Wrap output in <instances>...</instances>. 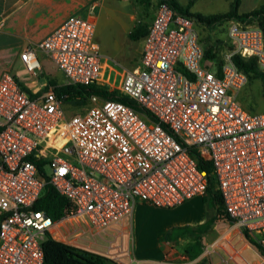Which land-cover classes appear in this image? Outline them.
Masks as SVG:
<instances>
[{
	"label": "built area",
	"instance_id": "obj_1",
	"mask_svg": "<svg viewBox=\"0 0 264 264\" xmlns=\"http://www.w3.org/2000/svg\"><path fill=\"white\" fill-rule=\"evenodd\" d=\"M94 12L69 15L20 52L37 75L44 51L62 84L30 96L10 72L0 75V264H45L49 235L125 264L117 227L136 205L176 207L202 196L209 176L227 216L264 250V111L237 99L247 75L232 61L254 56L264 69L263 29L228 20L233 48L211 67L197 20L160 1L136 65L119 73L95 39ZM90 83L116 87L151 117L96 95L68 115L55 88ZM47 184L68 200L58 220L35 207Z\"/></svg>",
	"mask_w": 264,
	"mask_h": 264
},
{
	"label": "crops",
	"instance_id": "obj_2",
	"mask_svg": "<svg viewBox=\"0 0 264 264\" xmlns=\"http://www.w3.org/2000/svg\"><path fill=\"white\" fill-rule=\"evenodd\" d=\"M98 3L99 0H0V75L5 71L10 72L34 94H39L49 85L62 84L63 74L55 68L44 51H36L41 66L37 75L25 69L20 52L23 48L40 42L69 15L83 14L91 5L96 10ZM131 18L134 20L133 15ZM50 68L55 70L56 76L52 75ZM209 209L202 196H194L172 208L138 203L131 215L132 224L125 225L124 219L117 227V238L121 245L119 261L125 264H159L163 257L170 256L168 246L180 240L186 241L185 244L193 240L189 233L173 237L172 230L204 223L212 217L208 214ZM216 223L217 221L202 236L203 248L208 242L206 237L209 232L218 231L216 242L221 250L217 254L231 258L234 264H264V255L257 243L248 233L250 238L244 235L243 228L226 221H223L226 225L217 228ZM125 232L128 235L125 244L129 246L123 252L124 240L120 238Z\"/></svg>",
	"mask_w": 264,
	"mask_h": 264
},
{
	"label": "rangeland",
	"instance_id": "obj_3",
	"mask_svg": "<svg viewBox=\"0 0 264 264\" xmlns=\"http://www.w3.org/2000/svg\"><path fill=\"white\" fill-rule=\"evenodd\" d=\"M158 0H99L98 6L94 12L96 17V32L95 39L99 43L100 51L104 58H107L109 65L119 73L123 69L133 68L140 55L142 37L130 39L128 31L134 29L137 24L146 27L153 16ZM182 7H188L190 13H199L202 16L213 14H222L228 12L231 8V0H176ZM264 4V0H240L238 13L249 12L253 9H258ZM134 16V20L131 18ZM226 21L218 22L212 27L198 26L201 40L206 49L212 45L216 46L214 55H206L207 61H211V67L219 66L222 62L225 53L233 48L232 44L227 40ZM250 23L264 26V22L251 21ZM117 62V64H116ZM264 73V69L260 68ZM49 71L55 75V70L50 68ZM247 81L242 88L237 92V99L249 111L261 112L264 111V76L249 73ZM59 77V73L57 74ZM120 77V74L117 76ZM114 79V73L110 74L109 80ZM118 85V83H114ZM116 87L110 86L109 89ZM92 105L90 100L81 101H65L63 108L65 112L70 114L80 113ZM49 172V168H46ZM208 214L215 215V209L210 208ZM132 217L125 218L124 224L130 226ZM217 228L226 225L223 221H217ZM122 233V231H121ZM218 231H210L206 237L207 243L203 248V252L196 256L190 257L183 251V246L186 241L180 240L168 246L170 256L163 257L159 264H234L233 260L226 256H220L221 248L217 245L216 238ZM128 235L126 232L121 236L123 242V252H126L129 244H125ZM88 233L84 234L77 244L81 246L85 240H90ZM108 239V238H107ZM127 247V248H126ZM251 261V260H250ZM107 264H114L107 262ZM262 264V262H261Z\"/></svg>",
	"mask_w": 264,
	"mask_h": 264
},
{
	"label": "trees",
	"instance_id": "obj_4",
	"mask_svg": "<svg viewBox=\"0 0 264 264\" xmlns=\"http://www.w3.org/2000/svg\"><path fill=\"white\" fill-rule=\"evenodd\" d=\"M166 1L174 9L185 13L189 16L194 17L198 24L201 26L212 27V25L223 22L230 19H236L243 23H250L251 21L264 22V4L258 9H253L249 12L238 13V6L240 0H231V8L228 12L222 14H213L208 16H202L199 13H190L188 7L180 6L176 0H158ZM261 28L264 32V26L261 24ZM146 27L137 24L134 29L130 30L127 36L130 39L137 38L139 36L143 37L146 33ZM216 46L212 45L210 48L206 49V55H214V50ZM232 61L237 66V68L246 74L254 73L259 76H264V73L260 70V66L254 56L249 58H244L238 54L232 56ZM50 83H53L50 81ZM20 84V83H19ZM20 86L30 95L35 96L30 90L25 88L22 84ZM57 95H65L64 101L89 100L91 95H96L102 99H116L122 101L126 104L131 105L135 110L147 114H150L144 109L140 108L132 99L126 95L119 93L117 89L108 90L104 85L97 83H90L87 85H61L55 88ZM203 169L210 174V170L207 166H202ZM203 201L208 208L215 209V215L209 217L204 223L197 226H185L174 228L171 233L173 237L181 236L183 233H189L193 236V240L184 246V252L190 257L198 256L202 249L203 244L201 241L202 236L209 231L212 224L218 220L226 221L228 223H233V220L227 216L224 211L222 200L220 195L215 190L214 182L209 176L207 187L205 193L202 195ZM68 200L63 195L58 193V191L47 184L44 191L36 203L35 207L44 210L49 216L54 220L60 219L64 214V207L67 205ZM247 238H250L247 232L242 230ZM260 252L264 255V250L256 244ZM43 251L45 264H107V262L113 263V261L105 255L85 248L75 247L73 245L67 244L64 241L56 239L52 236H47L43 241Z\"/></svg>",
	"mask_w": 264,
	"mask_h": 264
}]
</instances>
